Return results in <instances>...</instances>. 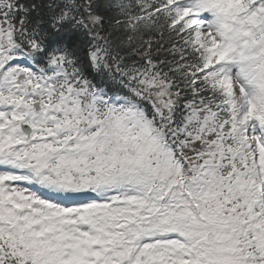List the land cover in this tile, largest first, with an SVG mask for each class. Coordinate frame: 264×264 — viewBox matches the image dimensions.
Segmentation results:
<instances>
[{
  "label": "snow or ice",
  "instance_id": "6c2138e0",
  "mask_svg": "<svg viewBox=\"0 0 264 264\" xmlns=\"http://www.w3.org/2000/svg\"><path fill=\"white\" fill-rule=\"evenodd\" d=\"M0 264H264V0H0Z\"/></svg>",
  "mask_w": 264,
  "mask_h": 264
}]
</instances>
